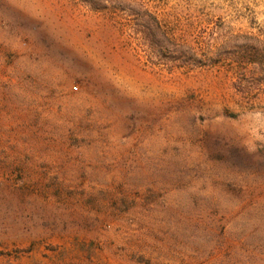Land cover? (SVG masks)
I'll list each match as a JSON object with an SVG mask.
<instances>
[{"label":"rangeland","instance_id":"1","mask_svg":"<svg viewBox=\"0 0 264 264\" xmlns=\"http://www.w3.org/2000/svg\"><path fill=\"white\" fill-rule=\"evenodd\" d=\"M109 1L0 0V264H264V0Z\"/></svg>","mask_w":264,"mask_h":264},{"label":"trees","instance_id":"2","mask_svg":"<svg viewBox=\"0 0 264 264\" xmlns=\"http://www.w3.org/2000/svg\"><path fill=\"white\" fill-rule=\"evenodd\" d=\"M83 3L91 6L94 10H106L109 9L111 4L109 0H81ZM116 2L123 3V0H114ZM120 11H129L126 7L116 8ZM131 12V11H129ZM139 29L137 33L141 34L144 39L149 41L152 45L165 49L170 52H174L173 56L170 57L172 62H192L194 65L203 66L204 63L200 55L188 48L185 45H177L175 36L170 33L165 26L158 20L156 16L148 11H145L138 23ZM176 51H172V49Z\"/></svg>","mask_w":264,"mask_h":264}]
</instances>
